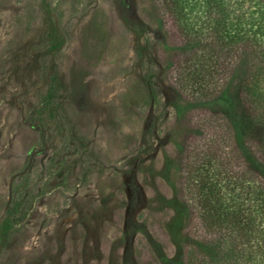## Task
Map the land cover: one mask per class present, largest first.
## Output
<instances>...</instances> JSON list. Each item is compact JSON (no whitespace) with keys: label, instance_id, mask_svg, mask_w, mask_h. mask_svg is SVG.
Instances as JSON below:
<instances>
[{"label":"rangeland","instance_id":"374dc122","mask_svg":"<svg viewBox=\"0 0 264 264\" xmlns=\"http://www.w3.org/2000/svg\"><path fill=\"white\" fill-rule=\"evenodd\" d=\"M179 43L157 0H0V264H184L186 150L234 94L194 103Z\"/></svg>","mask_w":264,"mask_h":264},{"label":"trees","instance_id":"16d2710c","mask_svg":"<svg viewBox=\"0 0 264 264\" xmlns=\"http://www.w3.org/2000/svg\"><path fill=\"white\" fill-rule=\"evenodd\" d=\"M157 3L184 51L177 66L181 90L205 105L234 94L233 115L212 121L186 150L183 190L201 233L184 264H264V0ZM49 37V51L57 53L65 40L56 28ZM24 206L15 200L7 210L0 242L22 221Z\"/></svg>","mask_w":264,"mask_h":264}]
</instances>
